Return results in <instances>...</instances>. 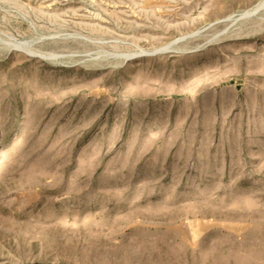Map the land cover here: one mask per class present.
<instances>
[{
	"label": "rangeland",
	"instance_id": "obj_1",
	"mask_svg": "<svg viewBox=\"0 0 264 264\" xmlns=\"http://www.w3.org/2000/svg\"><path fill=\"white\" fill-rule=\"evenodd\" d=\"M257 1L0 0V264H264Z\"/></svg>",
	"mask_w": 264,
	"mask_h": 264
},
{
	"label": "bare ground",
	"instance_id": "obj_2",
	"mask_svg": "<svg viewBox=\"0 0 264 264\" xmlns=\"http://www.w3.org/2000/svg\"><path fill=\"white\" fill-rule=\"evenodd\" d=\"M263 8H264V0H258L256 3H254V5L251 8H248L243 13H241L238 16V19L241 20L248 19L254 16L255 14H258V12H260ZM167 47H169V45Z\"/></svg>",
	"mask_w": 264,
	"mask_h": 264
}]
</instances>
